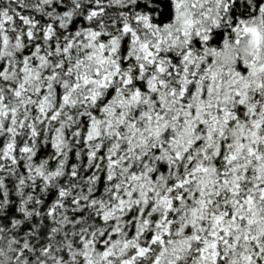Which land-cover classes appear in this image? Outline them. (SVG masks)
I'll return each instance as SVG.
<instances>
[{
    "label": "trees",
    "instance_id": "trees-1",
    "mask_svg": "<svg viewBox=\"0 0 264 264\" xmlns=\"http://www.w3.org/2000/svg\"><path fill=\"white\" fill-rule=\"evenodd\" d=\"M180 1L0 0V264H264V0Z\"/></svg>",
    "mask_w": 264,
    "mask_h": 264
},
{
    "label": "rangeland",
    "instance_id": "rangeland-1",
    "mask_svg": "<svg viewBox=\"0 0 264 264\" xmlns=\"http://www.w3.org/2000/svg\"><path fill=\"white\" fill-rule=\"evenodd\" d=\"M193 6V7H192ZM197 5H192L187 0H181L179 3L178 18L181 26L186 29L191 25L193 20V8ZM246 46L243 57L247 63L255 61L256 71L264 70V22L250 27L246 30ZM249 60V61H248ZM251 60V61H250ZM259 62L260 64H258Z\"/></svg>",
    "mask_w": 264,
    "mask_h": 264
}]
</instances>
